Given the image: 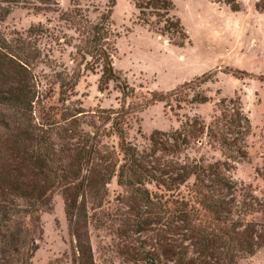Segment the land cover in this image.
Returning <instances> with one entry per match:
<instances>
[{
  "label": "trees",
  "instance_id": "obj_1",
  "mask_svg": "<svg viewBox=\"0 0 264 264\" xmlns=\"http://www.w3.org/2000/svg\"><path fill=\"white\" fill-rule=\"evenodd\" d=\"M132 2L141 23L171 44L182 48L190 41L180 18L172 15V0ZM225 2L232 12L241 10L237 0ZM261 3L256 9L264 12ZM116 4L109 0L97 22L76 7L61 19L78 33L81 66L100 70L99 91L113 82L125 100L134 90L113 65ZM56 6L54 0H0V23L18 7L57 11ZM48 35L43 24L30 28L27 37L8 38L0 29V264H33L41 214L54 209L56 196L64 201L74 238L73 264H96L90 228L113 237L125 264H239L264 247V194L232 175L236 164L248 159L246 139L252 133L240 98L220 99L208 126L194 117L178 129L154 131L141 150L129 139L133 118L124 103L94 114L81 104L58 110L45 103L58 86L65 105L82 77L78 69L56 72V80L42 89L35 69L46 63L39 44ZM232 74L240 79L246 72ZM212 76L204 74L171 92H152L142 108L181 103L182 90L211 82ZM188 99L210 102L206 94L182 102ZM101 124H110V130ZM111 136L117 137V146L105 142ZM204 136L222 160L205 164L187 154ZM258 174L264 180V171ZM115 177L122 193L111 200Z\"/></svg>",
  "mask_w": 264,
  "mask_h": 264
},
{
  "label": "rangeland",
  "instance_id": "obj_2",
  "mask_svg": "<svg viewBox=\"0 0 264 264\" xmlns=\"http://www.w3.org/2000/svg\"><path fill=\"white\" fill-rule=\"evenodd\" d=\"M54 1L57 11L18 7L0 23L8 38L27 37L30 28L39 24L48 29V37L39 44L47 56L46 63L35 69L43 90L56 80V72L81 70L82 77L70 101L63 105L58 86H54V93L45 102L48 106L62 110L71 103L81 104L87 113L94 114L100 109H118L124 103L133 118L129 139L142 150L148 146L154 131L178 129L181 122L194 117L208 126L220 99L240 98L251 119L252 133L246 139L248 159L236 164L232 175L235 180L252 186L257 195L264 194V180L258 174V170L264 171V12L256 9L261 0H237L241 8L238 12H232L225 0H172L176 6L172 15L180 18L190 38L182 48L171 44L154 28L143 25L132 0H117L110 43L114 68L134 90L125 100L113 82L108 90L99 91L100 70L93 73L85 70V64L81 66V59L76 56L78 33L61 19L63 12L76 7L90 21L97 22L108 10L109 0ZM236 70L246 74L239 79L232 74ZM208 73H213L212 81L182 90L178 94L181 103L170 100V105L156 103L142 108L152 98V92H171ZM197 94L208 95L210 102L192 104L190 99L182 102L185 97ZM86 120L91 121L89 116ZM101 125L107 132L110 130V124ZM84 128L93 131L89 126ZM105 142L117 146L118 139L111 136ZM187 154L203 159L205 164L222 160L221 153L208 144L206 136ZM109 192L111 200L122 193L116 177L109 185ZM40 221L39 249L33 264H73L75 243L61 196L54 198V209L42 213ZM90 233L96 264H125L115 252L112 236L93 228ZM239 264H264V247Z\"/></svg>",
  "mask_w": 264,
  "mask_h": 264
}]
</instances>
